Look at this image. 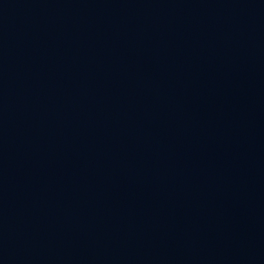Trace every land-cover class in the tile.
Returning <instances> with one entry per match:
<instances>
[{"label": "water", "instance_id": "1", "mask_svg": "<svg viewBox=\"0 0 264 264\" xmlns=\"http://www.w3.org/2000/svg\"><path fill=\"white\" fill-rule=\"evenodd\" d=\"M0 264H264V0H0Z\"/></svg>", "mask_w": 264, "mask_h": 264}]
</instances>
